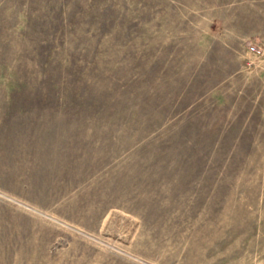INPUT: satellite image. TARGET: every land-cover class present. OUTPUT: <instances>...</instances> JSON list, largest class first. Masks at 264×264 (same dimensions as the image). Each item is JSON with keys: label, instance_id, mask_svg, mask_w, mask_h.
Masks as SVG:
<instances>
[{"label": "rangeland", "instance_id": "obj_1", "mask_svg": "<svg viewBox=\"0 0 264 264\" xmlns=\"http://www.w3.org/2000/svg\"><path fill=\"white\" fill-rule=\"evenodd\" d=\"M0 264H264V0H0Z\"/></svg>", "mask_w": 264, "mask_h": 264}, {"label": "built area", "instance_id": "obj_2", "mask_svg": "<svg viewBox=\"0 0 264 264\" xmlns=\"http://www.w3.org/2000/svg\"><path fill=\"white\" fill-rule=\"evenodd\" d=\"M250 52H258V50L254 46H249Z\"/></svg>", "mask_w": 264, "mask_h": 264}]
</instances>
